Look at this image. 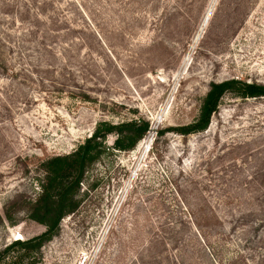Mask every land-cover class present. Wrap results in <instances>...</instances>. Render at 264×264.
Masks as SVG:
<instances>
[{"label":"rangeland","instance_id":"1","mask_svg":"<svg viewBox=\"0 0 264 264\" xmlns=\"http://www.w3.org/2000/svg\"><path fill=\"white\" fill-rule=\"evenodd\" d=\"M231 79L264 85V0H0V251L46 230L49 159L150 122L130 150L108 134L58 233L1 264H264V96L236 83L175 130Z\"/></svg>","mask_w":264,"mask_h":264},{"label":"trees","instance_id":"2","mask_svg":"<svg viewBox=\"0 0 264 264\" xmlns=\"http://www.w3.org/2000/svg\"><path fill=\"white\" fill-rule=\"evenodd\" d=\"M239 82L243 85L241 91L238 92L239 95L243 97L264 96V85L262 84L235 79L212 83L204 99L199 118L193 123L177 127L175 130L183 134H191L207 129L223 94ZM149 130L150 122L147 120H132L121 124L101 122L94 133L76 151L49 159L47 181L43 185V193L36 202L37 207L32 215L33 219L46 226V230L35 237L13 241L4 251H0V264L8 256L7 254H10V249L14 246L28 251L40 250L58 233L61 218L78 208L79 203L76 201L74 193L83 179L87 165L99 155L98 146L108 134H117L115 139L117 149L130 150L144 138ZM70 177L71 181H69Z\"/></svg>","mask_w":264,"mask_h":264}]
</instances>
